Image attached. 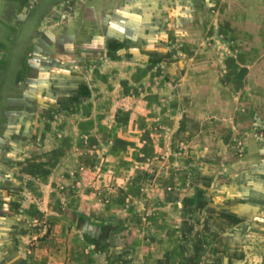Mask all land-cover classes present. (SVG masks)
I'll return each mask as SVG.
<instances>
[{"label":"rangeland","instance_id":"1","mask_svg":"<svg viewBox=\"0 0 264 264\" xmlns=\"http://www.w3.org/2000/svg\"><path fill=\"white\" fill-rule=\"evenodd\" d=\"M0 264H264V0H0Z\"/></svg>","mask_w":264,"mask_h":264}]
</instances>
